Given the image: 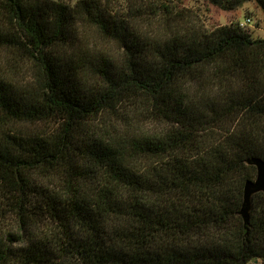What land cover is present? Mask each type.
<instances>
[{
  "label": "trees",
  "instance_id": "1",
  "mask_svg": "<svg viewBox=\"0 0 264 264\" xmlns=\"http://www.w3.org/2000/svg\"><path fill=\"white\" fill-rule=\"evenodd\" d=\"M174 1L0 0V264H264V39Z\"/></svg>",
  "mask_w": 264,
  "mask_h": 264
},
{
  "label": "rangeland",
  "instance_id": "2",
  "mask_svg": "<svg viewBox=\"0 0 264 264\" xmlns=\"http://www.w3.org/2000/svg\"><path fill=\"white\" fill-rule=\"evenodd\" d=\"M73 1L76 0H67ZM234 1V0H229ZM235 9L226 10L214 5L211 0H175L180 8L192 10L200 22L209 30L231 24L241 26L246 19L251 23L243 30L252 34L254 38L264 39V12L254 0H242ZM257 264H262L259 261Z\"/></svg>",
  "mask_w": 264,
  "mask_h": 264
},
{
  "label": "water",
  "instance_id": "3",
  "mask_svg": "<svg viewBox=\"0 0 264 264\" xmlns=\"http://www.w3.org/2000/svg\"><path fill=\"white\" fill-rule=\"evenodd\" d=\"M252 164L257 169V177L255 180L247 181L244 187V205L241 214L246 223L250 219L252 197L257 193L264 192V159H254Z\"/></svg>",
  "mask_w": 264,
  "mask_h": 264
},
{
  "label": "built area",
  "instance_id": "4",
  "mask_svg": "<svg viewBox=\"0 0 264 264\" xmlns=\"http://www.w3.org/2000/svg\"><path fill=\"white\" fill-rule=\"evenodd\" d=\"M251 23V19H246L244 22L241 23L243 28H246Z\"/></svg>",
  "mask_w": 264,
  "mask_h": 264
}]
</instances>
